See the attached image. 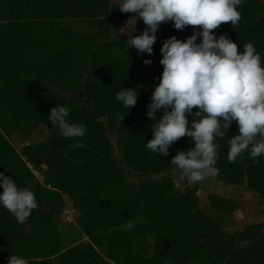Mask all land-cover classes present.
Here are the masks:
<instances>
[{
    "label": "trees",
    "instance_id": "16d2710c",
    "mask_svg": "<svg viewBox=\"0 0 264 264\" xmlns=\"http://www.w3.org/2000/svg\"><path fill=\"white\" fill-rule=\"evenodd\" d=\"M118 6L119 0H0V172L33 190L38 203L24 223L0 206V264L11 254L29 264H264V223L228 230L240 202L182 187L171 159L192 147L191 138L173 142L166 157L145 147L159 119L150 120L146 106L162 74V42L183 41L200 26L180 31L162 23L153 54L138 55L129 41L146 25ZM238 10L235 26L212 31L238 51L253 43L264 64V0H244ZM126 21L136 22L135 32L133 22L131 30L121 28ZM122 87L138 92L129 110L115 99ZM57 104L86 126L84 148L74 151L75 140L50 123ZM40 127L50 137L36 142ZM237 133L233 121L218 138L215 177L264 206V155L259 163L248 152L228 161V140ZM70 209L73 221H66ZM129 222L134 228L124 231Z\"/></svg>",
    "mask_w": 264,
    "mask_h": 264
},
{
    "label": "clouds",
    "instance_id": "9594fccd",
    "mask_svg": "<svg viewBox=\"0 0 264 264\" xmlns=\"http://www.w3.org/2000/svg\"><path fill=\"white\" fill-rule=\"evenodd\" d=\"M244 0H119L121 13H131L143 20L146 28L133 35L129 48L138 55L153 54V45L162 23L172 22L176 30L186 26L192 34L183 41L171 36L162 42L160 53L163 66L159 82L147 104L146 116L157 120L152 139L145 147L154 154L166 157L173 142L191 138L192 147L177 151L171 163L179 178L188 183L218 176L217 140L227 136L235 121L238 133L229 140L228 161L237 162L245 152L256 159L264 155V64L253 43L248 42L238 51L237 43L226 35L216 37L222 23L235 26L241 20L238 7ZM135 32V28H134ZM200 42L197 43V38ZM151 65L150 59L143 60ZM115 99L128 110L137 103L136 88H121ZM195 109V111H194ZM159 112V115L157 113ZM70 109L57 104L48 114L50 123L66 139H73L75 151L85 147L82 138L84 124L71 122ZM191 117V119H189ZM75 163V161H73ZM0 206L24 223L38 208L36 195L29 187H19L12 176L0 172ZM72 211L67 216H70ZM131 231L134 224L122 226ZM7 264H29L22 256L11 254Z\"/></svg>",
    "mask_w": 264,
    "mask_h": 264
},
{
    "label": "rangeland",
    "instance_id": "374dc122",
    "mask_svg": "<svg viewBox=\"0 0 264 264\" xmlns=\"http://www.w3.org/2000/svg\"><path fill=\"white\" fill-rule=\"evenodd\" d=\"M131 22L133 21H126L122 23L121 28L126 31L129 30L133 26V24L135 28L136 22H133V24ZM49 137V133L42 127H40L38 132L36 133L35 140L36 142H40L47 140ZM12 143L17 147L20 145L19 141L16 138L12 141ZM172 176L174 178L177 177L176 174H173ZM175 181L179 183L178 180L175 179ZM190 186H195L198 190L197 194H199L200 196L204 195L205 198H207V196H209L210 194H214L225 199L238 201L242 204V207L240 209L233 212L236 225L234 227H229L228 230H232L234 228H242L245 225L252 223H264V206L261 205L256 196L248 193L245 188L227 186L223 182H220L215 176L208 177L204 181L196 183H188L186 181H183L182 187ZM203 206L206 207V203L204 201ZM72 219L73 218L71 216L65 217L66 221H73Z\"/></svg>",
    "mask_w": 264,
    "mask_h": 264
},
{
    "label": "crops",
    "instance_id": "0c3cea01",
    "mask_svg": "<svg viewBox=\"0 0 264 264\" xmlns=\"http://www.w3.org/2000/svg\"><path fill=\"white\" fill-rule=\"evenodd\" d=\"M70 216L73 218V215H72V214H71ZM72 220H73V219H72Z\"/></svg>",
    "mask_w": 264,
    "mask_h": 264
}]
</instances>
